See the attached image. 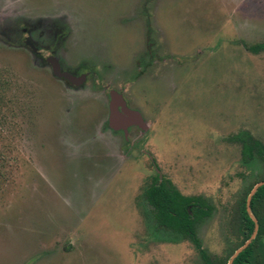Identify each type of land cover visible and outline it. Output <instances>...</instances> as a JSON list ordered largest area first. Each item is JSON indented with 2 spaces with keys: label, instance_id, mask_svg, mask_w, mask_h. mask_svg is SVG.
Wrapping results in <instances>:
<instances>
[{
  "label": "rangeland",
  "instance_id": "obj_1",
  "mask_svg": "<svg viewBox=\"0 0 264 264\" xmlns=\"http://www.w3.org/2000/svg\"><path fill=\"white\" fill-rule=\"evenodd\" d=\"M38 13L73 25L61 48L93 69L87 95L137 101L139 145L100 135L107 106L73 98L22 45ZM259 43L264 0H0V264H200L142 198L156 171L213 206L197 228L206 253L234 254L242 205L264 180Z\"/></svg>",
  "mask_w": 264,
  "mask_h": 264
},
{
  "label": "flooded vegetation",
  "instance_id": "obj_2",
  "mask_svg": "<svg viewBox=\"0 0 264 264\" xmlns=\"http://www.w3.org/2000/svg\"><path fill=\"white\" fill-rule=\"evenodd\" d=\"M60 13L59 14L55 13L52 15H49L46 13L45 14L38 13L35 16L36 20L34 19L35 21L34 23H31L29 21H24L23 26L17 31L19 32V35L21 36L22 45L29 48L35 54V56L37 57L39 61H44L50 66H51V63H50L51 59L55 60L58 63L60 72L67 73L72 78V81L69 78L58 77L54 75L53 69L51 66L52 73L55 77H57V79L61 81H65L67 83L65 86H68V87L70 86V89L73 90L72 92L73 96L75 95V97L72 96L73 98H77L78 96L87 97L89 101L92 100V101L98 102L99 104L102 105V109H101L102 112L105 111V108L107 106V111H108L107 118L100 125V128L97 129L100 135L101 133L109 134L110 132L109 135L114 134L116 136L122 137L124 141L125 139L129 141V144L130 143L132 144L131 148L135 147L134 146L135 144L139 145L140 142H139V139H137V137L132 142H130V139H132L133 136H139L140 134L143 135L144 131L147 130L149 125L144 121L142 112L138 108L132 106V103L137 105V101L135 100L132 102L131 99H128L125 95L124 89L116 91V89L110 88V90L108 91V95H106V98L101 93H95V94H89V95L85 93V91H87L85 90L86 89L85 86L87 87L91 85V84H88L87 80H89L90 72L93 69H90L88 67L87 62H83V61L77 64L76 66H73L72 63L70 62V59L67 56L66 51L61 48L62 46L64 48L65 43L68 42L67 39L70 36L71 27L73 29V25L71 24V22L68 25L65 24L64 21H62L60 18V15H61ZM40 26L41 28L39 30V34L36 35L34 31L36 28H39ZM45 27H47V29ZM148 31L149 33H151V24H149ZM149 43H151V38H149ZM43 52H46V55H43ZM149 58L150 59H148V61H146L145 63V65L147 64L146 65L147 68L151 64V56ZM90 64L91 63H89V65ZM81 76L83 77V80L75 82L76 80H78L77 78ZM73 79L75 81H73ZM122 84L125 85V81ZM113 94L114 96H112ZM103 107H104V111H103ZM126 110L138 112L141 116L139 122L135 123L137 119L134 116H131L128 113H126ZM112 114H115V117H116L115 126L117 127L111 125V115ZM101 116H103V113L101 114ZM96 124L97 123H95L94 125L92 124V127L94 129H90L91 127L89 129L87 128V133H90V135L91 134L93 135L90 138L91 140L92 139L95 140L96 138H98L96 137L97 134H95V132H92L93 130L97 128L98 124L97 125ZM151 160H153V158ZM152 164H155L154 160L152 161ZM155 171H156V168H155ZM156 175H158L159 181H162V180L168 181L173 187H175V189L178 190V188L170 180L164 178L163 175L159 171L158 172L156 171L155 175L151 178L150 183H152ZM262 181L264 180H260L257 183H255L253 188ZM261 186L262 185L257 187V189L255 190L250 200V210L253 212L255 217L253 215L252 216L253 218H255V220L250 216V213H248L247 208H246L247 207L246 201L248 197L246 198V201L244 202V206L242 205V208H241L242 211L240 214L242 217V222H241L242 227H240V231L243 235L244 240L241 244H239L238 247L244 244L251 237L256 226H257V231L254 235V238L251 240V242L246 247L248 251L245 253H239L234 258L232 264H264V212H263L264 209L260 210L261 204H259V206L258 204H256L258 201L259 202L264 201V194L252 200L255 193ZM178 192L183 198L188 199L190 201L191 204L186 205V208L188 207L187 209H188L189 214H191L192 206L194 205L199 206L196 204V202L200 200L204 201L207 204V206H205L204 209H207L208 207L210 208V214L204 217L202 220L194 223V233H195V237L197 241L199 242V246H196L195 243H193L188 238L183 237L181 234L179 233H175V234L181 237V239H183L185 242H188L193 245V247L195 248V250H197L199 254L198 258L200 260V264H228V261H229L228 259H230L229 257H231L233 253H231L225 260L222 258L223 256H216V255L209 256L206 253V251L202 248L201 241L198 237L197 228L199 227L201 222H203L206 218H208L212 214L213 209H214L213 206L209 204L208 201L202 196H198V195L188 196V195H183L179 190ZM142 198L149 205L144 195H142ZM150 209L152 213L153 212L152 206H150ZM152 216L154 217L153 213H152ZM154 219L156 220L155 217Z\"/></svg>",
  "mask_w": 264,
  "mask_h": 264
},
{
  "label": "trees",
  "instance_id": "obj_3",
  "mask_svg": "<svg viewBox=\"0 0 264 264\" xmlns=\"http://www.w3.org/2000/svg\"><path fill=\"white\" fill-rule=\"evenodd\" d=\"M264 50V43H259L249 49ZM4 160L0 161V183L10 178V170H8ZM264 194V185H262L255 193L252 200ZM145 199L153 208V214L160 226L174 233H179L183 237L188 238L196 246H199L194 233V223L202 220L210 214V208L204 209L207 204L200 200L196 202L199 206L191 207V214L188 212L186 205L191 204L188 199L183 198L175 187L168 181H159L158 175L143 193ZM244 206V204H243ZM203 207V208H202ZM248 249L240 253L247 252Z\"/></svg>",
  "mask_w": 264,
  "mask_h": 264
},
{
  "label": "water",
  "instance_id": "obj_4",
  "mask_svg": "<svg viewBox=\"0 0 264 264\" xmlns=\"http://www.w3.org/2000/svg\"><path fill=\"white\" fill-rule=\"evenodd\" d=\"M50 63H51V66H52V69H53V73H54V75H56V76H58V77H66V78H69V79L72 81V78H71L67 73H61V72H60V70H59V65H58V63H57L55 60L51 59V60H50ZM77 79H78V80H76V81L73 79V81H75V82L81 81V80H83V77L81 76V77H79V78H77ZM112 96H114V94H113ZM112 110H113V109H112ZM126 113H128V114L131 115V116H134V117L137 119L135 123L139 122L141 116H140V114H139L138 112H136V111L126 110ZM115 120H116L115 114H112V115H111V125H112V126H115V125H116V124H115ZM115 127H117V126H115ZM263 184H264V181L258 183V184L253 188V190L251 191V193L249 194V196H248V198H247V201H246V206H247L246 208H247L248 213L251 212V210H250V200H251L252 195L254 194V192H255V190L257 189V187H259L260 185H263ZM250 216L253 218V216H252L251 213H250ZM253 219L255 220V218H253ZM256 231H257V226L255 227V229H254V231H253L251 237H250V238H249V239H248V240H247V241H246L241 247H239V248L234 252V254L230 257V259H229V261H228V264H232L234 258H235V257H236L241 251H243V250L247 247V245H248V244L251 242V240L254 238V235H255Z\"/></svg>",
  "mask_w": 264,
  "mask_h": 264
}]
</instances>
